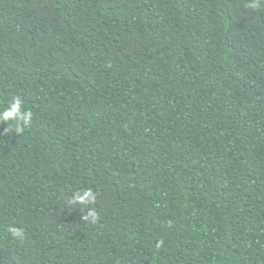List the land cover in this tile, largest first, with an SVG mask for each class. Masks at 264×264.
I'll return each mask as SVG.
<instances>
[{
	"label": "trees",
	"instance_id": "16d2710c",
	"mask_svg": "<svg viewBox=\"0 0 264 264\" xmlns=\"http://www.w3.org/2000/svg\"><path fill=\"white\" fill-rule=\"evenodd\" d=\"M246 3L0 0V106L33 112L0 122V264H264V3Z\"/></svg>",
	"mask_w": 264,
	"mask_h": 264
},
{
	"label": "clouds",
	"instance_id": "9594fccd",
	"mask_svg": "<svg viewBox=\"0 0 264 264\" xmlns=\"http://www.w3.org/2000/svg\"><path fill=\"white\" fill-rule=\"evenodd\" d=\"M262 3H264V0H248V3H246L245 6L255 10L260 8ZM23 104L24 101L20 96H14L12 98V102L7 107L0 106V122H14V132L17 134L23 133L26 128L31 126V120L33 117V112L30 109H24ZM96 199V192L89 187L76 192L68 201V204L70 206L90 205L94 204ZM81 211L83 212V209H81ZM89 217H91V223L95 224L99 220L100 213L95 208H89L86 214L83 215V220L88 221ZM7 231L12 235V237L23 239L24 230L22 228L9 226Z\"/></svg>",
	"mask_w": 264,
	"mask_h": 264
}]
</instances>
